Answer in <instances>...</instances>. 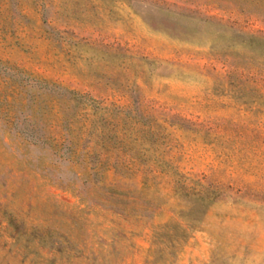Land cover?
Segmentation results:
<instances>
[{
	"label": "rangeland",
	"instance_id": "374dc122",
	"mask_svg": "<svg viewBox=\"0 0 264 264\" xmlns=\"http://www.w3.org/2000/svg\"><path fill=\"white\" fill-rule=\"evenodd\" d=\"M0 264H264V0H0Z\"/></svg>",
	"mask_w": 264,
	"mask_h": 264
}]
</instances>
